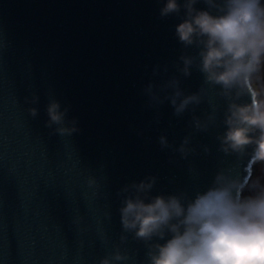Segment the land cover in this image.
Instances as JSON below:
<instances>
[{"label":"water","instance_id":"1","mask_svg":"<svg viewBox=\"0 0 264 264\" xmlns=\"http://www.w3.org/2000/svg\"><path fill=\"white\" fill-rule=\"evenodd\" d=\"M164 2L0 0V264H98L108 250L102 238L109 248L119 243L124 185L155 176L152 195L193 196L221 169L247 175V159L218 151L224 101L213 89L204 85L205 99L179 117L144 91L152 82L159 92L172 76L185 94L203 84L195 68L183 77L175 67L182 21L160 17ZM33 94L39 103H26ZM49 94L78 131L61 136L45 126ZM211 105L217 126L196 130L193 117L203 120ZM185 137L194 151L182 158ZM125 246L143 258L142 242L129 236Z\"/></svg>","mask_w":264,"mask_h":264},{"label":"clouds","instance_id":"2","mask_svg":"<svg viewBox=\"0 0 264 264\" xmlns=\"http://www.w3.org/2000/svg\"><path fill=\"white\" fill-rule=\"evenodd\" d=\"M200 3L203 8L196 7ZM159 15L181 19L175 35L183 46L178 58L182 66L175 67L183 77L195 68L203 84L198 92L185 94L180 79L172 76L159 86L163 96L152 82L145 93L153 105L169 101L179 117L205 99L204 85L213 89L224 101L218 151L247 159V175L221 169L206 190L193 196L152 195L155 176L124 185L117 192L119 243L109 248L102 238L108 250L98 264H264V0H165ZM39 99L33 94L25 102L38 104ZM211 108L203 120L193 117L196 130L217 126L219 106ZM27 111L33 118L39 112L36 107ZM67 113L68 108L61 110L60 102L49 94L45 126L55 125L54 133L70 136L78 128L75 119L66 120ZM160 144L170 147L164 136ZM189 144L185 137L176 149L182 158L194 151ZM256 165L262 174L253 177ZM87 185L98 187L95 177H89ZM106 215L111 219V212ZM129 236L142 242V259L125 246Z\"/></svg>","mask_w":264,"mask_h":264},{"label":"rangeland","instance_id":"3","mask_svg":"<svg viewBox=\"0 0 264 264\" xmlns=\"http://www.w3.org/2000/svg\"><path fill=\"white\" fill-rule=\"evenodd\" d=\"M261 174H262V167H261L260 165H256V166L254 167L253 177H255V176H259V175H261ZM245 194H247V193H245Z\"/></svg>","mask_w":264,"mask_h":264}]
</instances>
